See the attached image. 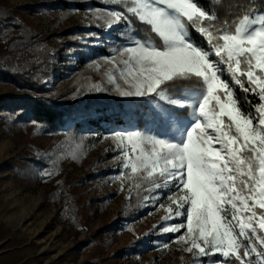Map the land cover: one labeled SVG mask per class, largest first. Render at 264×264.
Wrapping results in <instances>:
<instances>
[{
    "label": "rangeland",
    "instance_id": "1",
    "mask_svg": "<svg viewBox=\"0 0 264 264\" xmlns=\"http://www.w3.org/2000/svg\"><path fill=\"white\" fill-rule=\"evenodd\" d=\"M108 10L124 9L106 0H0V264L196 259L185 245L171 243L180 233L154 230L181 221H164L166 212L154 206L160 201L145 199L157 190L130 178V170L120 175L112 135L157 129L152 102L121 97L108 81L126 58L118 51L131 46V36L139 38L135 21L109 28ZM192 41L208 48L200 38ZM234 93L243 110L254 111L236 87ZM103 105L124 122L90 124ZM47 108L59 115L55 125L36 118ZM172 190H161L165 205ZM219 259L208 257L206 264Z\"/></svg>",
    "mask_w": 264,
    "mask_h": 264
},
{
    "label": "snow or ice",
    "instance_id": "2",
    "mask_svg": "<svg viewBox=\"0 0 264 264\" xmlns=\"http://www.w3.org/2000/svg\"><path fill=\"white\" fill-rule=\"evenodd\" d=\"M106 2L124 9L107 11L109 28L135 21L158 39L131 36L118 51L126 57L122 68L114 65L118 77L108 76L119 96L152 102L157 129L112 135L121 177L130 170L157 190L145 199L160 201L154 206L164 209V221L181 218L154 230L180 233L171 243L185 245L193 264L213 256L220 257L213 264H264V14H245L231 30L196 0ZM236 86L258 100L254 111L243 110ZM164 189H173L167 205Z\"/></svg>",
    "mask_w": 264,
    "mask_h": 264
},
{
    "label": "trees",
    "instance_id": "3",
    "mask_svg": "<svg viewBox=\"0 0 264 264\" xmlns=\"http://www.w3.org/2000/svg\"><path fill=\"white\" fill-rule=\"evenodd\" d=\"M204 1L209 4V0H204ZM210 8L213 14H216L218 16V21H217L218 24L225 25V22L227 21V25L225 26H228L231 28V30H234L235 24L238 23L239 19L242 18L243 15L245 14L256 15L260 13L264 14V0H212V6ZM189 31H190V37L193 40L194 39L197 40L198 38H200L207 45L206 40L197 31L191 28L189 29ZM134 33L141 40H147L152 38L147 26L141 25L138 22L134 23ZM152 41L158 43V39L152 38ZM191 86L197 87L196 85H191ZM236 90L238 93L242 95L244 100L254 110L253 106L256 103H258V100L254 98L251 94L245 95L238 88V86H236ZM109 110L110 108L108 107V105H103L100 108H96L94 112L97 113L98 118L96 120L89 121L90 124L96 127H102L106 125H121V123L124 122L121 115L119 113L109 114ZM35 115L36 118L41 122H45L51 125H55L59 118L57 111H53L48 108L47 110L43 109L36 111ZM142 123H144L145 125L146 124L145 120H142Z\"/></svg>",
    "mask_w": 264,
    "mask_h": 264
}]
</instances>
